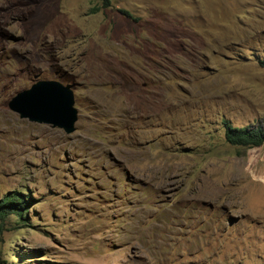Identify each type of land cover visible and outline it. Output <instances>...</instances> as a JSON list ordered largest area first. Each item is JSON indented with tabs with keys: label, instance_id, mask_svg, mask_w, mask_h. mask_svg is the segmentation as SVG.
<instances>
[{
	"label": "rangeland",
	"instance_id": "374dc122",
	"mask_svg": "<svg viewBox=\"0 0 264 264\" xmlns=\"http://www.w3.org/2000/svg\"><path fill=\"white\" fill-rule=\"evenodd\" d=\"M263 60L264 0H0V264H264V145L223 125H264ZM40 79L73 133L10 109Z\"/></svg>",
	"mask_w": 264,
	"mask_h": 264
},
{
	"label": "water",
	"instance_id": "95a60500",
	"mask_svg": "<svg viewBox=\"0 0 264 264\" xmlns=\"http://www.w3.org/2000/svg\"><path fill=\"white\" fill-rule=\"evenodd\" d=\"M71 85L57 79H40L30 88L19 91L9 107L21 118L50 124L70 134L76 130L79 110Z\"/></svg>",
	"mask_w": 264,
	"mask_h": 264
},
{
	"label": "trees",
	"instance_id": "16d2710c",
	"mask_svg": "<svg viewBox=\"0 0 264 264\" xmlns=\"http://www.w3.org/2000/svg\"><path fill=\"white\" fill-rule=\"evenodd\" d=\"M126 13L131 16L129 12ZM262 65L264 66V60L262 61ZM223 125L225 127L226 139L233 145L244 148H254L264 145V125L234 126L228 119H224ZM25 202V197L16 192L4 197L0 202V219L4 221L10 214L15 213L19 215L20 221H25V214L28 211L27 206H24ZM24 224L29 225L25 222Z\"/></svg>",
	"mask_w": 264,
	"mask_h": 264
}]
</instances>
